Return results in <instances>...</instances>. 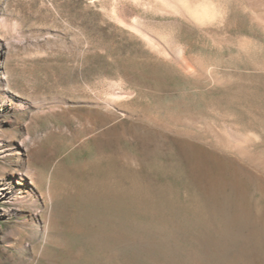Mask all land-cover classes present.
I'll use <instances>...</instances> for the list:
<instances>
[{
    "label": "rangeland",
    "instance_id": "1",
    "mask_svg": "<svg viewBox=\"0 0 264 264\" xmlns=\"http://www.w3.org/2000/svg\"><path fill=\"white\" fill-rule=\"evenodd\" d=\"M212 1L0 0V264H264V28Z\"/></svg>",
    "mask_w": 264,
    "mask_h": 264
},
{
    "label": "bare ground",
    "instance_id": "2",
    "mask_svg": "<svg viewBox=\"0 0 264 264\" xmlns=\"http://www.w3.org/2000/svg\"><path fill=\"white\" fill-rule=\"evenodd\" d=\"M246 1L248 2L249 6L254 10V13L252 12L253 13V15H252L253 21L257 22L261 27L264 28V15H261L263 12L261 14H259L255 10L256 7H259V6L264 5V0H246ZM187 9H188L190 15L195 20L199 21L200 23L202 22V26H207L209 24L211 25L218 18H220L219 17L220 16V12L216 9L215 4H214V2L212 0H202V2L196 4L193 7H190L189 6ZM219 140H220V142L219 141L218 142L221 143V145L224 148H226L228 150H231L241 160H243L244 158H247L248 156L250 157V159L256 158L253 154H251L247 150L240 149L237 146L233 145L229 141V139H227V137L224 136L223 134H220L219 135ZM256 159L257 160H260L262 163H264V159H262V158H256ZM22 180H24V179H22ZM22 180H18V184L20 186H25V183ZM45 197H46V200L47 201H51V195H50V193H46L45 194ZM66 264H81V263H80V261L74 259V261L68 262Z\"/></svg>",
    "mask_w": 264,
    "mask_h": 264
}]
</instances>
